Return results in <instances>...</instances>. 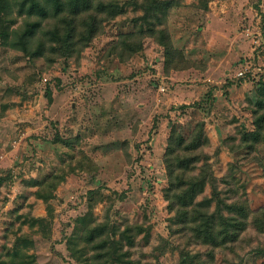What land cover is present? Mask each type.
<instances>
[{
    "label": "rangeland",
    "instance_id": "rangeland-1",
    "mask_svg": "<svg viewBox=\"0 0 264 264\" xmlns=\"http://www.w3.org/2000/svg\"><path fill=\"white\" fill-rule=\"evenodd\" d=\"M120 1L125 11L73 55L45 36L54 20L25 49L13 30L26 17L10 10L12 34L0 39V264H181L182 251L207 264H264V142L242 141L264 82V0H170L163 26L182 53L172 62L150 35L120 46L143 13ZM240 68L250 76L238 78ZM200 122L208 141L196 172L207 163L222 201L249 211L246 229L219 247L176 223L164 194L171 126L189 136ZM212 196L208 183L196 201ZM105 238L125 255H108L112 241L97 248Z\"/></svg>",
    "mask_w": 264,
    "mask_h": 264
},
{
    "label": "trees",
    "instance_id": "trees-1",
    "mask_svg": "<svg viewBox=\"0 0 264 264\" xmlns=\"http://www.w3.org/2000/svg\"><path fill=\"white\" fill-rule=\"evenodd\" d=\"M131 4L142 9L143 13L132 19L135 30L122 33L120 46L123 49H130L136 44L135 40L139 41L150 35L157 38L164 46L169 62L181 56L182 53L173 46L171 36L163 26L162 16L172 7V1L132 0ZM125 7L120 0H0V39L12 34L10 33L12 19L8 16H11L10 10L16 8L20 15L26 17V22L22 29L17 31L15 28L13 34L20 37L25 49L43 23L46 20H54L53 25L46 30L45 36H48L49 41L55 45L53 48L55 51L62 49L65 55H73L78 49L81 50L79 45L86 46L91 42L100 32L103 22L123 13ZM204 8L208 9V6L205 5ZM39 41L37 50L39 52L35 53L42 55L45 48L44 37H40ZM249 76L250 73L245 72L244 76L238 78ZM257 91L255 128L242 135V141L248 143L249 149H254L257 144L264 142L263 81H259ZM191 106L194 105L184 104L182 107ZM207 141L208 137L202 122L197 124L194 132L189 136L183 134L175 125L171 126L164 157L168 177V186L164 194L170 209L174 212L176 223L182 224L184 230L189 229L192 237L200 242L219 247L228 241L236 240L246 229L249 211L242 203L227 204L222 201L216 188V178L207 163H204L200 172H196L198 162L205 159V156H201L200 149ZM208 183L213 186V196L206 204L198 203L196 199ZM214 199L216 208L209 211ZM224 209H227L229 214L225 215ZM128 230L131 228L125 229ZM123 234L126 236V232ZM94 239L95 235H92L88 241ZM126 240L131 244L134 243L131 236ZM108 241H112L114 245L108 247V255H125L120 252L122 245L114 241V238H105L104 243L96 247L102 248ZM261 253L263 254L264 251ZM181 255V264L198 262L196 256L190 255L187 251H182ZM198 260L200 264H207L200 257Z\"/></svg>",
    "mask_w": 264,
    "mask_h": 264
},
{
    "label": "built area",
    "instance_id": "built-area-1",
    "mask_svg": "<svg viewBox=\"0 0 264 264\" xmlns=\"http://www.w3.org/2000/svg\"><path fill=\"white\" fill-rule=\"evenodd\" d=\"M244 74H245V71H244V70H239V71L236 73V76H237V77H242V76H244Z\"/></svg>",
    "mask_w": 264,
    "mask_h": 264
}]
</instances>
